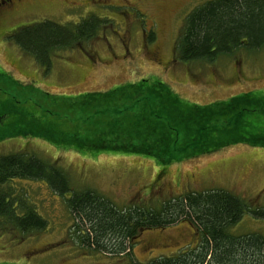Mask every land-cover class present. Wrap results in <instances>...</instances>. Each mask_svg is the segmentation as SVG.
<instances>
[{
  "label": "rangeland",
  "instance_id": "1",
  "mask_svg": "<svg viewBox=\"0 0 264 264\" xmlns=\"http://www.w3.org/2000/svg\"><path fill=\"white\" fill-rule=\"evenodd\" d=\"M13 1L22 4L13 12L10 3L0 5V115L5 114L0 120V156L39 157L65 173L72 192L93 190L116 207L133 201L158 205L185 191L221 189L254 200V210H264L263 146L237 142L166 164L125 151H92L86 146L91 142L87 137L78 149L81 145L69 138L75 129L84 138V128L77 125L76 104L81 103L77 101L90 92L106 93L123 84L154 91L162 85L200 110L249 94L251 109L261 110L264 46L239 47L213 62L177 60L175 43L185 17L208 0ZM90 16L107 21L99 34L80 46L53 50L42 64L9 37L27 25H64ZM256 120L259 124L244 133L264 136V120L255 114ZM12 187L28 196L47 226L29 234L0 227V264H124L121 255L91 254L74 244L64 198L45 183L15 179ZM232 232L264 235V217L245 213ZM195 238L187 222L141 230L132 256L146 262L175 253Z\"/></svg>",
  "mask_w": 264,
  "mask_h": 264
},
{
  "label": "trees",
  "instance_id": "2",
  "mask_svg": "<svg viewBox=\"0 0 264 264\" xmlns=\"http://www.w3.org/2000/svg\"><path fill=\"white\" fill-rule=\"evenodd\" d=\"M106 22L93 16L64 25L44 22L19 28L9 37L42 64L53 50L77 47L96 37ZM152 38L151 30L147 41ZM243 46H264V0H208L185 17L176 39L175 57L183 62H213ZM77 102H81L76 104L77 125L84 128V138H79L78 129L69 138L81 145L78 149L85 146L87 137L91 142L86 146L92 151H125L170 164L237 142L264 147V136L244 133L259 124L255 114L264 120V108L251 109L249 94L200 110L162 85L154 91L123 84L106 93L90 92ZM91 135H95L93 140ZM15 179L39 180L63 197L73 221L69 232L74 244L91 254L121 255L124 264H264V235L232 232L245 213L264 217V210H254V200L233 192L192 190L165 198L158 205L133 201L116 207L93 190L72 192L65 173L39 157L1 155L0 227L21 234L42 231L47 221L29 203L27 195L12 187ZM66 194H70L68 198ZM179 222L192 226L194 242L146 262L134 259L132 248L141 230Z\"/></svg>",
  "mask_w": 264,
  "mask_h": 264
},
{
  "label": "flooded vegetation",
  "instance_id": "3",
  "mask_svg": "<svg viewBox=\"0 0 264 264\" xmlns=\"http://www.w3.org/2000/svg\"><path fill=\"white\" fill-rule=\"evenodd\" d=\"M20 2L21 1H19L18 3H15L13 0H0V5L10 3L11 8H13L11 12H13V11H16L20 6H22Z\"/></svg>",
  "mask_w": 264,
  "mask_h": 264
}]
</instances>
